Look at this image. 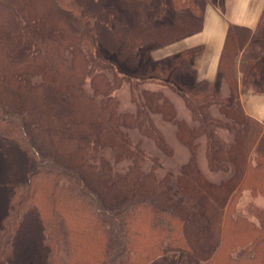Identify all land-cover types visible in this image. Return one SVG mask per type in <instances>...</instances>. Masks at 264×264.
<instances>
[{"label": "trees", "instance_id": "1", "mask_svg": "<svg viewBox=\"0 0 264 264\" xmlns=\"http://www.w3.org/2000/svg\"><path fill=\"white\" fill-rule=\"evenodd\" d=\"M128 2L133 25L100 0H0V264H152L165 255L173 261L163 264H264V205L249 202L250 216L237 209L245 189L264 196V122L244 111L239 89L259 62L246 63L243 80L236 71L250 29L230 26L219 60L230 97L205 79L182 86L196 124L161 90H132L136 109L121 111L114 92L126 78L104 49L134 64L141 45L203 28L196 0H170L169 23L146 17L151 0ZM200 49L160 71L170 80L190 70ZM154 113L189 149L177 175L159 174L154 156L145 168L148 154L129 137L135 129L172 154ZM202 136L208 168L227 178L213 181L199 167Z\"/></svg>", "mask_w": 264, "mask_h": 264}, {"label": "rangeland", "instance_id": "2", "mask_svg": "<svg viewBox=\"0 0 264 264\" xmlns=\"http://www.w3.org/2000/svg\"><path fill=\"white\" fill-rule=\"evenodd\" d=\"M105 5H114L118 11V19L126 24L133 25L135 23L134 9L129 4L128 0H100ZM196 2L202 7H204L205 0H196ZM163 4V10L159 13L158 18H152V13L155 8L157 10ZM152 10L147 12L146 17L155 23H169L172 20L174 10L170 5V0H151ZM260 46H253V55L256 62L259 65L255 67L253 74H250L248 81L239 83L240 96L241 93L248 87L255 88L256 90H263L264 92V38L260 41ZM167 45V44H166ZM161 45L157 42L145 43L141 45L136 52V61L134 64L129 63L126 59H121L118 52L103 51L105 58L113 65L114 70L117 74L125 76L126 80L122 86L115 90L114 94L120 100V110L121 111H134L136 109V102L131 99V91L134 90L138 93L142 88H149L152 90L163 91L169 99L174 103L177 114L179 118L187 120L190 124H196L197 121L193 119L192 112L185 103L184 98L181 94V88L184 85H193L199 79V73L193 70L180 71L178 70L171 79H167L169 71L163 73L161 70L162 66L169 65L172 56L162 57L160 52ZM174 56V55H173ZM259 57V58H258ZM241 60V61H240ZM237 59V73L240 71L239 77L242 79L241 75L246 67V60L242 61V58ZM240 61V62H239ZM239 62V64H238ZM160 71V72H159ZM152 72H159L154 80L149 76ZM243 76V75H242ZM240 79V80H241ZM243 80V79H242ZM219 93L224 97H230L231 91L225 81V79L218 72L215 78L212 80ZM87 91H91L89 83L86 85ZM214 115H220L218 112V106L211 107ZM152 118L155 124L163 131L166 141L171 145L173 152L172 154H167L160 148L156 146L154 141L147 137L142 136L135 129H128L129 137L134 141H140L142 147L149 156L146 160L144 167L148 168L150 164V157H158L161 161L160 167L157 169L159 174L165 173L167 171L172 172L177 175L181 171L182 165L190 158L189 149L183 144L178 138L176 132V125L164 119L160 114L154 113ZM221 134L227 143L232 140V134L226 129L221 130ZM105 155L109 159H113V152L107 151ZM197 162L201 170L213 181H221L227 178L230 172L224 171H212L208 168L206 159V137L202 136L199 139V146L197 148ZM254 202L258 205H264V196L258 195L257 197L252 196L249 190L245 189L242 195L237 201L238 212L242 215L250 216L248 213V203ZM172 256L165 255L158 258L152 264H163L172 262Z\"/></svg>", "mask_w": 264, "mask_h": 264}, {"label": "crops", "instance_id": "3", "mask_svg": "<svg viewBox=\"0 0 264 264\" xmlns=\"http://www.w3.org/2000/svg\"><path fill=\"white\" fill-rule=\"evenodd\" d=\"M201 9L199 18L203 28L161 47L160 52L162 57H169L186 49L200 47L191 58V68L199 73L198 81H212L219 72V60L230 26L240 25L250 29L249 39L239 54V60L242 58L247 63L254 58L253 46H260V41L264 38V0H205ZM240 73L238 71V76ZM241 103L248 115L264 122L263 90L246 88L241 93Z\"/></svg>", "mask_w": 264, "mask_h": 264}]
</instances>
